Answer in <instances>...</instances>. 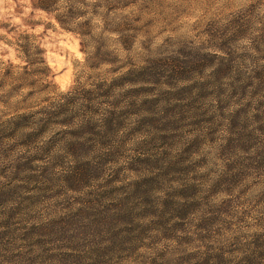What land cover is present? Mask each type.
<instances>
[{
    "label": "rangeland",
    "instance_id": "obj_1",
    "mask_svg": "<svg viewBox=\"0 0 264 264\" xmlns=\"http://www.w3.org/2000/svg\"><path fill=\"white\" fill-rule=\"evenodd\" d=\"M0 264H264V0H0Z\"/></svg>",
    "mask_w": 264,
    "mask_h": 264
}]
</instances>
